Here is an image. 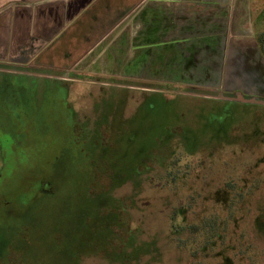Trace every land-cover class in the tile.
Wrapping results in <instances>:
<instances>
[{
  "label": "rangeland",
  "instance_id": "374dc122",
  "mask_svg": "<svg viewBox=\"0 0 264 264\" xmlns=\"http://www.w3.org/2000/svg\"><path fill=\"white\" fill-rule=\"evenodd\" d=\"M230 2L224 72L206 87L121 76L104 54L73 81L0 74V188L23 176L28 197L0 192V264H210L208 225L264 264V97L220 93L233 59L243 88L244 70L264 72V0Z\"/></svg>",
  "mask_w": 264,
  "mask_h": 264
},
{
  "label": "crops",
  "instance_id": "0c3cea01",
  "mask_svg": "<svg viewBox=\"0 0 264 264\" xmlns=\"http://www.w3.org/2000/svg\"><path fill=\"white\" fill-rule=\"evenodd\" d=\"M229 11L230 0H0V74L73 81L104 54L121 76L135 65L131 78L206 87L224 72Z\"/></svg>",
  "mask_w": 264,
  "mask_h": 264
},
{
  "label": "flooded vegetation",
  "instance_id": "af4514ba",
  "mask_svg": "<svg viewBox=\"0 0 264 264\" xmlns=\"http://www.w3.org/2000/svg\"><path fill=\"white\" fill-rule=\"evenodd\" d=\"M256 16H258L257 18L259 19V23H257V21L256 22L254 21L253 23L256 34L254 35V38H253L254 53L252 54V56H255L256 58L260 57L264 61V50L262 49V43H261V41L264 39V29L261 31L259 30V26L262 22V21L260 22V20H262L263 15L261 12L258 11ZM233 61H234L233 64L234 63H237V65L239 64V62H237L236 59H233ZM233 64L229 65L227 69L228 78L230 79L226 80L227 82L224 86L226 87L225 89L226 91L224 90L223 92H220V93L227 92L225 94L231 95L233 93V95L234 94L237 95V94H241L244 92L247 95L255 94L257 96L264 97V72L262 71L260 66L256 65L255 63L254 67L252 68V71H248L247 69L244 70L243 73H246L247 74L246 77L248 79L251 78V80H253V83L249 82L250 84L249 88H243L241 87L242 85L236 76V74L238 75V73L241 71V69L239 68L240 64L239 66H234ZM236 69H238V72ZM57 80L62 81V79H57ZM232 190H234V187H232ZM238 195H240V193H238ZM220 244L222 245H218V243H214V242H207V250L209 251V253H211V254H208L210 256V261H211L210 264H215V263L232 264L231 254L240 255L243 253L244 255L241 256V259L243 258L244 260L247 259L245 257V253L247 254L246 247H249L250 245L245 246V244H233V243H230V245L229 243H220ZM241 259L238 258L239 261H242ZM247 260L250 261L248 264H254L253 262L254 258L248 257Z\"/></svg>",
  "mask_w": 264,
  "mask_h": 264
},
{
  "label": "trees",
  "instance_id": "16d2710c",
  "mask_svg": "<svg viewBox=\"0 0 264 264\" xmlns=\"http://www.w3.org/2000/svg\"><path fill=\"white\" fill-rule=\"evenodd\" d=\"M261 43H262V49L264 50V39L261 41ZM10 159V162L12 163L13 162V160L15 159V157H10L9 158ZM10 163V164H11ZM143 164L144 163H140V166L141 167H144L143 166ZM139 172L141 171L140 169L138 170ZM139 172L138 173H136V174H139ZM23 179V176L22 177H20L19 179H18V181H17V179H14V177H12V178H9L8 179V181H7V184H4V186H1V188H0V192H1V190H3L4 188H6V189H9V190H11V191H14V192H16V194L18 195V198H17V200H16V202H17V204H20V205H25V204H27V202H28V197H24V195L22 194V192H21V189H22V186L20 187V182H21V180ZM35 180H37V179H35ZM35 180H33V181H35ZM25 181V180H24ZM23 181V182H24ZM25 184H27V181H25ZM39 184H41L40 182H39ZM19 186V187H18ZM39 186V185H38ZM40 186H42V184L40 185ZM39 186V188L37 187V192H39V189L41 190V187ZM230 187H232V185L230 184L229 185ZM3 193V196H4V198H6V199H8L9 198V195H10V193L8 192V191H3L2 192ZM5 194V195H4ZM1 196V195H0ZM241 197V196H240ZM98 207H99V210H97L96 212L97 213H99L100 214V210H101V208L103 207V205H101V204H98ZM104 208V207H103ZM175 216L177 217V220H179V222H177V221H175L176 219L174 218V219H172L171 221H172V224H171V228L172 229H177V230H179V229H181L182 228V226L181 225H183V222H182V220H183V216H182V214H180L179 212H177V211H175ZM99 218H102V216H101V214L99 215ZM100 222L103 224V219L102 220H100ZM178 224V225H177ZM110 227H111V225H110ZM190 228H192V227H190ZM208 229H207V231H205V234H206V237H207V241H212V239H214L215 237H216V226H214V225H208V227H207ZM110 230H111V228H110ZM203 249V248H202Z\"/></svg>",
  "mask_w": 264,
  "mask_h": 264
}]
</instances>
